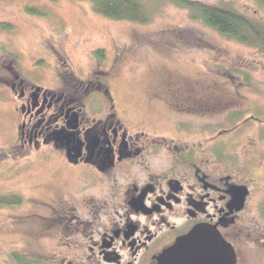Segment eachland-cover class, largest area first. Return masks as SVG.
<instances>
[{
	"label": "rangeland",
	"instance_id": "obj_1",
	"mask_svg": "<svg viewBox=\"0 0 264 264\" xmlns=\"http://www.w3.org/2000/svg\"><path fill=\"white\" fill-rule=\"evenodd\" d=\"M144 1L147 22L106 17L91 0H0V24H11L0 26V193L23 198L0 206V264H21L17 254L51 257L64 243L58 232L39 238L52 223L35 200L62 197L63 181L50 176L61 155L46 158L52 146L22 144L21 103L33 93L78 102L102 82L104 96L134 128L173 137L184 151L194 146L198 164H229L232 180L249 189L243 225L264 226V53L192 18L173 0ZM205 1L264 19V0ZM253 239L243 238V245Z\"/></svg>",
	"mask_w": 264,
	"mask_h": 264
},
{
	"label": "flooded vegetation",
	"instance_id": "obj_2",
	"mask_svg": "<svg viewBox=\"0 0 264 264\" xmlns=\"http://www.w3.org/2000/svg\"><path fill=\"white\" fill-rule=\"evenodd\" d=\"M101 89L103 82L78 102L33 93L20 105L19 140L54 147L44 157L61 155L50 176L64 187L52 202L35 199L52 223L39 238L58 232L64 243L51 257L32 256V264H157L201 225L231 245L235 264H264V226L243 225L247 198L238 207L234 187L246 185L232 180L229 164H198L194 146L184 151L173 137L134 128Z\"/></svg>",
	"mask_w": 264,
	"mask_h": 264
},
{
	"label": "trees",
	"instance_id": "obj_3",
	"mask_svg": "<svg viewBox=\"0 0 264 264\" xmlns=\"http://www.w3.org/2000/svg\"><path fill=\"white\" fill-rule=\"evenodd\" d=\"M93 8L98 13L113 19H128L138 22H147L150 19V10L142 0H91ZM182 7L190 10L192 18L200 19L206 25L237 41L255 46L264 53V19H258L240 12L228 2L211 3L205 0H173ZM29 12L42 14L41 8L27 6ZM0 26L10 28L9 22ZM99 58H104V49L97 50ZM221 155L225 148H216ZM22 196L16 193H0V206L21 203ZM16 259L21 264H32L31 258L17 254Z\"/></svg>",
	"mask_w": 264,
	"mask_h": 264
},
{
	"label": "water",
	"instance_id": "obj_4",
	"mask_svg": "<svg viewBox=\"0 0 264 264\" xmlns=\"http://www.w3.org/2000/svg\"><path fill=\"white\" fill-rule=\"evenodd\" d=\"M235 201L245 205L249 193L246 186L234 187ZM235 253L220 233L203 225L195 227L164 251L157 264H235Z\"/></svg>",
	"mask_w": 264,
	"mask_h": 264
}]
</instances>
